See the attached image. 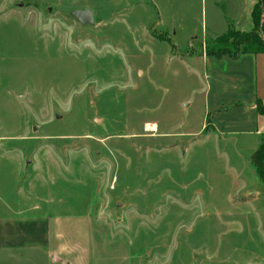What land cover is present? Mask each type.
<instances>
[{"label": "rangeland", "instance_id": "1", "mask_svg": "<svg viewBox=\"0 0 264 264\" xmlns=\"http://www.w3.org/2000/svg\"><path fill=\"white\" fill-rule=\"evenodd\" d=\"M251 5L0 0V264H264Z\"/></svg>", "mask_w": 264, "mask_h": 264}, {"label": "crops", "instance_id": "2", "mask_svg": "<svg viewBox=\"0 0 264 264\" xmlns=\"http://www.w3.org/2000/svg\"><path fill=\"white\" fill-rule=\"evenodd\" d=\"M257 2H258V0H252V5H251L252 10H253V8ZM251 16H252V12H251ZM203 56L206 58V61H207L210 54L204 53ZM244 57L249 58V64H252L250 66V73L251 74L249 75L251 77V80H252L250 82V86L252 87V90H251L252 94H251L250 100H249V101H251V103H250L251 105L249 107H246V109H249L250 111L253 112L254 121L256 123L255 129L253 131L259 137V140H258V143H259L260 137L264 133V114H260L258 109H257V101L260 99H264V53L263 52H252V51L244 52V53L239 54L236 57V59L235 58L234 59L237 62H241L242 58H244ZM223 58H224V56H221L220 59H223ZM241 70H243V69H241ZM241 70L234 71L233 73L230 74V79H231V81H233L234 84H236L237 82H241V83L244 82V78L242 75L243 71H241ZM251 133H253V132H251ZM32 209H33L32 211H34V210H39L40 208L36 204H34ZM36 217H37V219H41L39 214L37 216H35V218ZM32 233H31V231L30 232H22V233L13 231L12 235H11V233L4 234L3 238L5 237V238H14L15 239L19 235H23V236L30 235V237H32L33 236ZM6 235H7V237H6ZM39 236H40V234H39ZM42 236H43V240L37 239V240H34L33 242L30 241L29 243H31V244L26 245L24 250L31 248L34 250L35 253H38V254L41 253V251H42V253L45 256L46 255V242H47L46 241V239H47L46 238L47 237L46 231L43 232ZM0 239H1V237H0ZM1 249L7 251L8 255L13 254V252H12L13 250L5 247L4 244H1V240H0V251H1Z\"/></svg>", "mask_w": 264, "mask_h": 264}, {"label": "trees", "instance_id": "3", "mask_svg": "<svg viewBox=\"0 0 264 264\" xmlns=\"http://www.w3.org/2000/svg\"><path fill=\"white\" fill-rule=\"evenodd\" d=\"M252 21H253V30L250 34L246 36L249 37V40L244 43V47L240 48L238 45L235 47V50L232 51L230 47L226 45L230 37H233L234 31L232 28H229L226 34L218 39L221 44L225 46L217 47V50H212L210 54H216L217 57L228 53L230 56L236 58L239 54L244 52H263L264 53V6L261 5V2L258 1L253 10H252ZM239 47V48H238ZM264 99L257 101V109L260 114H264ZM252 163L255 167L256 173L259 179L264 182V133L260 137V142L256 150L253 152Z\"/></svg>", "mask_w": 264, "mask_h": 264}, {"label": "water", "instance_id": "4", "mask_svg": "<svg viewBox=\"0 0 264 264\" xmlns=\"http://www.w3.org/2000/svg\"><path fill=\"white\" fill-rule=\"evenodd\" d=\"M261 5L264 6L263 0L260 1ZM71 15L79 21L82 25H94L95 24V15L92 9H75L71 12ZM99 119H97V122ZM34 130L37 129V125L34 126Z\"/></svg>", "mask_w": 264, "mask_h": 264}, {"label": "bare ground", "instance_id": "5", "mask_svg": "<svg viewBox=\"0 0 264 264\" xmlns=\"http://www.w3.org/2000/svg\"><path fill=\"white\" fill-rule=\"evenodd\" d=\"M147 128L148 129H151V130H156V125L155 124L148 123L147 124Z\"/></svg>", "mask_w": 264, "mask_h": 264}, {"label": "built area", "instance_id": "6", "mask_svg": "<svg viewBox=\"0 0 264 264\" xmlns=\"http://www.w3.org/2000/svg\"><path fill=\"white\" fill-rule=\"evenodd\" d=\"M156 124V123H155ZM146 128H147V125H146ZM157 128V127H156ZM148 129V128H147Z\"/></svg>", "mask_w": 264, "mask_h": 264}]
</instances>
